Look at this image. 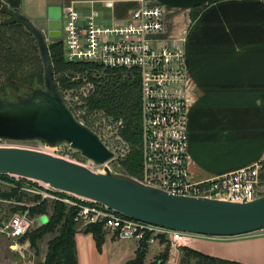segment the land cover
Here are the masks:
<instances>
[{
  "label": "crops",
  "instance_id": "1",
  "mask_svg": "<svg viewBox=\"0 0 264 264\" xmlns=\"http://www.w3.org/2000/svg\"><path fill=\"white\" fill-rule=\"evenodd\" d=\"M163 13V30L150 36L151 46H173L185 59L187 165L194 183L227 175L264 159V0H149ZM32 21L52 6L74 7L80 24L91 12L100 26L122 25L138 0H0ZM36 7L38 14H33ZM32 13V14H31ZM105 232L97 249L90 233L74 234L77 264H124L137 245L125 248ZM167 246L147 248L152 263ZM181 248L229 264H264V230L233 237L195 235L171 248L164 264H196Z\"/></svg>",
  "mask_w": 264,
  "mask_h": 264
},
{
  "label": "built area",
  "instance_id": "2",
  "mask_svg": "<svg viewBox=\"0 0 264 264\" xmlns=\"http://www.w3.org/2000/svg\"><path fill=\"white\" fill-rule=\"evenodd\" d=\"M138 1L139 6L122 25L100 26L96 23V12L87 15L81 25L79 12L74 7H66L61 12L60 38L63 58L68 62L95 63L105 69L134 70L138 73L142 117V170L136 181L170 195L195 199L243 203L263 197L264 159L211 180L199 183L191 181L187 165L184 54L173 46L160 49L151 46L149 37L163 30V13L159 6L149 0ZM83 90L89 94L92 91L91 83L85 82ZM67 102V106H71L69 100ZM70 111L81 123L77 115L71 109ZM112 124L115 135L120 138L117 132L123 126L122 121H113ZM61 146L51 148L45 145L43 151L38 152L81 165L95 173L97 172L92 167L106 168V163L97 165L81 156L83 164H80L67 153L59 154ZM0 147L14 146L6 144ZM105 147L113 154V161L122 160L126 156L127 148L120 152L116 150L115 154L106 145ZM67 149L73 152L69 146ZM8 179L0 180L2 191L10 193L15 190L18 196L0 197V204L17 210L10 213L0 227V233L13 242L9 245L12 251L18 250L17 241L35 227L33 222H39L40 217L31 218L28 212L29 207L35 203L34 200L31 201L34 198L62 203L75 209L74 223L78 230L100 225L104 232L111 233L117 240L135 241L137 248H148L160 240L165 241L169 248H177L186 245L195 236L127 218L102 204L56 190L39 181L18 176H8ZM26 198L30 201L26 202ZM19 253L23 255V251Z\"/></svg>",
  "mask_w": 264,
  "mask_h": 264
},
{
  "label": "water",
  "instance_id": "3",
  "mask_svg": "<svg viewBox=\"0 0 264 264\" xmlns=\"http://www.w3.org/2000/svg\"><path fill=\"white\" fill-rule=\"evenodd\" d=\"M33 35L43 67L44 89L14 101L0 99V139L42 142L54 148L68 145L82 157L102 165L113 154L99 137L78 122L53 81L52 65L43 35L23 16L11 14ZM47 32L61 38V8L47 9ZM0 175L18 176L102 204L140 222L171 231L208 237H233L264 230V196L251 202L229 203L174 196L135 180L88 170L46 153L0 147ZM40 218H43L40 222ZM33 225L46 222L41 216Z\"/></svg>",
  "mask_w": 264,
  "mask_h": 264
},
{
  "label": "trees",
  "instance_id": "4",
  "mask_svg": "<svg viewBox=\"0 0 264 264\" xmlns=\"http://www.w3.org/2000/svg\"><path fill=\"white\" fill-rule=\"evenodd\" d=\"M214 1L217 0H210L211 3ZM0 14L7 16L1 25L7 27L9 30H13V27L23 28L32 37L35 51H37V56L40 60L38 47L33 35L20 21H16L11 17V14L18 15V13L0 4ZM0 44L2 43L0 42ZM18 48L15 51L18 53V58L26 57L27 49L20 45ZM47 48L55 85L61 83L65 87H68L69 85L79 84L81 80H86L92 85V91L85 100L88 108L102 110L114 121H122L123 126L120 135L127 144L129 151L120 164L125 173L139 179L142 170V117L140 78L138 73L134 70L121 71L105 69L95 63L68 62L63 58L62 42L59 39L49 44ZM75 76H78V80L72 81ZM0 180L7 181L9 179L8 176L0 175ZM11 196L17 197V191L13 190L10 193H5L2 191V186L0 185V197L9 198ZM20 199H22V196ZM33 200L35 202L34 205L28 209L29 216L31 218L45 216L47 220L45 223L33 227L28 233L29 235L27 234L30 236L33 233L30 239L32 247L36 248L37 241L42 239L44 235L58 233L48 242L44 261L37 264H77L74 243V234L78 232L74 223L75 209L68 208L62 203L53 202L51 205L52 214L50 217H47V202L38 200L37 198ZM15 210L17 209H12L10 212H14ZM82 231L92 234L97 249L100 250L105 236L102 227L100 225H92L87 226ZM168 250L169 247L167 245L164 251L151 264H164L168 256ZM181 250L183 256L195 258L196 264H229L199 253L191 252L185 248H181ZM146 251V247H138L135 251V257L124 264H144Z\"/></svg>",
  "mask_w": 264,
  "mask_h": 264
},
{
  "label": "rangeland",
  "instance_id": "5",
  "mask_svg": "<svg viewBox=\"0 0 264 264\" xmlns=\"http://www.w3.org/2000/svg\"><path fill=\"white\" fill-rule=\"evenodd\" d=\"M33 14H38L37 8H32L31 11ZM31 13V14H32ZM17 15V14H16ZM20 15V14H18ZM21 16V15H20ZM7 16L0 14V99H5L8 101H14L19 96H25L28 93L34 91L35 89H44L43 83V68L42 63L37 56V51L34 48V42L32 37L23 28L13 27V30H9L7 27L1 25L3 20H6ZM25 18V17H24ZM26 19V18H25ZM28 20V19H27ZM29 21V20H28ZM30 22V21H29ZM31 23V22H30ZM31 25L35 27L38 31L41 32L45 40L46 45L53 43L57 39H52L47 37V20L42 15L39 19L32 21ZM10 38V39H7ZM60 40V38H59ZM19 45L27 49L26 57L18 58V53L15 52L19 49ZM78 76H75L72 81H77ZM86 80H81L79 84L69 85L65 87L61 83L56 85V88L63 99L69 100L70 109L77 117L81 120V123L86 127H89L93 130L102 142L110 148L112 151L118 152L123 148L126 149V155L128 154V146L123 141L121 137V129L118 130L117 134L120 138H117L115 135V127L112 124L113 119L106 115L102 110L88 108L86 105V98L88 94L83 90ZM64 100V101H65ZM68 103V102H67ZM109 118V119H108ZM110 121L112 123H110ZM11 145L17 148L34 150V151H43L45 144L42 142H15L11 141L5 143L0 141V145ZM120 146V148H119ZM68 145H62L59 148V154H69L71 159H74L76 162L83 164V159L79 152L73 150L71 152L67 149ZM124 159V158H123ZM122 159V160H123ZM122 160H111L105 164L106 168L102 166L92 167L96 172H102L106 169H109L112 174L123 176L132 180H138L133 176L128 175L124 172L121 167ZM5 187V186H4ZM30 199L26 198V202H29ZM33 201V199L31 200ZM46 215L47 217L52 214L51 205L52 201H46ZM12 206H7L5 204H0V227L3 223L6 222L10 215ZM40 216H36V219ZM46 218V217H45ZM43 218H40V222L43 221ZM33 229V228H32ZM31 229V230H32ZM77 231H82L78 230ZM30 232V231H29ZM28 232V233H29ZM27 233V234H28ZM26 234V235H27ZM58 233H48L44 237L37 241V247L33 248L31 244V235L21 238L17 241L18 250L12 251L9 247L11 242L5 237L4 234L0 233V264H37L43 262L47 253L48 242L53 239ZM128 239L121 240L119 243L113 244V248L119 250L122 246L123 249ZM171 249V248H169ZM23 251V255L19 253ZM183 254V252H182ZM160 255V254H159ZM158 257V256H157ZM156 257V258H157ZM186 257V256H185ZM188 257V256H187ZM154 258L152 261H154ZM144 264H151L149 261L144 262Z\"/></svg>",
  "mask_w": 264,
  "mask_h": 264
},
{
  "label": "bare ground",
  "instance_id": "6",
  "mask_svg": "<svg viewBox=\"0 0 264 264\" xmlns=\"http://www.w3.org/2000/svg\"><path fill=\"white\" fill-rule=\"evenodd\" d=\"M47 146V145H46ZM48 147V146H47ZM57 148V147H56ZM48 149V148H47ZM97 173H99V174H105V172H97ZM113 175H115V174H113ZM119 176V175H118Z\"/></svg>",
  "mask_w": 264,
  "mask_h": 264
},
{
  "label": "flooded vegetation",
  "instance_id": "7",
  "mask_svg": "<svg viewBox=\"0 0 264 264\" xmlns=\"http://www.w3.org/2000/svg\"><path fill=\"white\" fill-rule=\"evenodd\" d=\"M47 37H48V34H47Z\"/></svg>",
  "mask_w": 264,
  "mask_h": 264
}]
</instances>
